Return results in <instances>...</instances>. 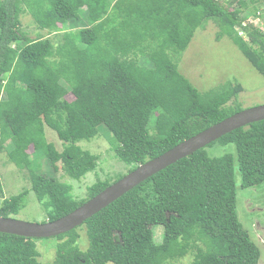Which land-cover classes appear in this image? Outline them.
<instances>
[{
  "label": "trees",
  "instance_id": "16d2710c",
  "mask_svg": "<svg viewBox=\"0 0 264 264\" xmlns=\"http://www.w3.org/2000/svg\"><path fill=\"white\" fill-rule=\"evenodd\" d=\"M112 1L0 0V152L8 148L10 161L27 170L49 220L126 175L99 179L82 198L68 181L99 166V155L79 142L99 134L100 126L130 172L244 109L240 82L201 91L175 59L209 21L219 27L217 39L230 37L264 75V32L243 25L244 11L250 4L259 11V0H237L234 8L235 0H114L110 6ZM27 12L47 34L30 35L22 20ZM46 126L57 132L62 150L48 141ZM229 143L236 154L207 150ZM39 155L54 173L42 171ZM236 164L241 187L264 183V120L227 133L82 225L48 237L57 239L53 261L40 260L39 238L0 232V264H178L189 255L188 264H260L261 248L237 210ZM28 192L5 198L0 216L20 212Z\"/></svg>",
  "mask_w": 264,
  "mask_h": 264
},
{
  "label": "rangeland",
  "instance_id": "374dc122",
  "mask_svg": "<svg viewBox=\"0 0 264 264\" xmlns=\"http://www.w3.org/2000/svg\"><path fill=\"white\" fill-rule=\"evenodd\" d=\"M237 0L231 8L237 6ZM261 9L254 11V5L250 4L245 10L247 20L243 22L248 26H255L260 31L264 32V0L256 2ZM23 25L30 35L34 38L38 36V32H43V29L37 28L33 16L27 12L22 15ZM85 21L82 18L81 23ZM80 26H83L82 24ZM244 29L239 28L245 38L249 36ZM219 32L218 25L209 21L205 28H199L196 35L188 48L184 52L176 54L175 59L182 72L190 79V81L201 91H206L220 87L226 82H240L244 90L238 94V100L244 108L254 107L264 104V75L261 74L252 62L243 54L239 47L228 36L217 39ZM44 34H47L44 31ZM54 38V37H53ZM69 99L73 98V94L68 95ZM105 126H100V133L94 136L91 140H82L80 145L84 149L90 150L92 153L99 155V166L87 173L81 180L68 178V181L74 186L77 196L82 198L86 195L87 186L93 184L99 179H105L113 176L117 178L121 173H128L130 166L124 161H121L115 155V151L111 148L108 142V137L103 134ZM46 134L48 141L53 142L59 150L63 149L62 140L57 132L46 126ZM11 142L7 143L10 146ZM208 152L213 156H221L226 153H237L235 144L229 143L226 145L214 144L207 147ZM33 152V147L30 148ZM41 156L43 169L47 173H54L50 161L44 156ZM61 166V163H59ZM64 170L55 172L57 175L62 174ZM26 169L22 170L10 161L8 148L0 152V176L2 182V193H0V206L5 198H10L13 195L19 194L26 188L29 189L26 205L17 214L11 217L32 221L45 222L49 221L47 211L38 201L36 194L31 190L30 180ZM55 174V175H56ZM236 181L238 185V203L237 210L241 223L249 230L252 239L261 248L260 264H264V183L254 187H241V175L236 164ZM156 226V239L159 241L162 236V230ZM84 241L82 247L85 248L88 244L85 230H82ZM56 241L54 238H39L37 240L38 248L41 252L40 260L44 263L53 261L56 258ZM192 259L189 255L178 264H188Z\"/></svg>",
  "mask_w": 264,
  "mask_h": 264
},
{
  "label": "water",
  "instance_id": "95a60500",
  "mask_svg": "<svg viewBox=\"0 0 264 264\" xmlns=\"http://www.w3.org/2000/svg\"><path fill=\"white\" fill-rule=\"evenodd\" d=\"M264 120V104L244 108L182 141L161 155L150 159L124 175L72 212L45 222H32L0 216V232L31 238H48L82 225L88 218L108 206L126 192L178 160L193 154L233 130Z\"/></svg>",
  "mask_w": 264,
  "mask_h": 264
},
{
  "label": "clouds",
  "instance_id": "9594fccd",
  "mask_svg": "<svg viewBox=\"0 0 264 264\" xmlns=\"http://www.w3.org/2000/svg\"><path fill=\"white\" fill-rule=\"evenodd\" d=\"M247 19H245L243 22H245ZM244 26H248L247 24H244ZM239 28H241V27H239ZM239 28H238V30H239ZM243 29V28H242ZM243 31H245V29L243 30ZM240 32V31H239ZM240 35H242L243 37H245V34L243 33L242 34V32H240Z\"/></svg>",
  "mask_w": 264,
  "mask_h": 264
},
{
  "label": "crops",
  "instance_id": "0c3cea01",
  "mask_svg": "<svg viewBox=\"0 0 264 264\" xmlns=\"http://www.w3.org/2000/svg\"><path fill=\"white\" fill-rule=\"evenodd\" d=\"M115 2H116V1L113 0V1L110 3V6H113V5L115 4Z\"/></svg>",
  "mask_w": 264,
  "mask_h": 264
}]
</instances>
